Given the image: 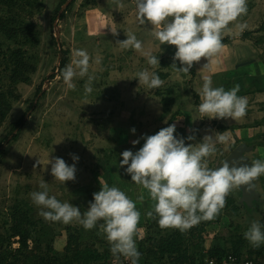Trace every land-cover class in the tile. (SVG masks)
<instances>
[{
	"label": "rangeland",
	"instance_id": "rangeland-1",
	"mask_svg": "<svg viewBox=\"0 0 264 264\" xmlns=\"http://www.w3.org/2000/svg\"><path fill=\"white\" fill-rule=\"evenodd\" d=\"M71 2L39 0L33 15L22 13L17 5L11 11L4 7L0 12V15L18 13L19 17L14 24L6 22V28L16 29L17 38L0 31V55L20 52L21 58L14 60L25 63L17 67L9 58H0V95L5 97L7 108L4 115L0 112V145H3L0 254L18 249L20 238L16 236V229L28 228L31 234L40 236L42 252L50 244L55 252L64 256L69 241L77 238L83 246L93 244L95 250L108 256L106 261L91 264L117 260L98 228L85 230L75 222H48L31 201L30 194L41 191L39 185L44 181L50 196L72 203L83 212L93 201V193L100 190L101 182L124 191L141 213L135 237L141 253L138 264H170L168 256L163 261L149 258L148 249L157 244L158 236L159 239L172 236L179 230L161 229L154 220L146 218L145 213L151 210L153 202L147 190L131 181L125 171L127 166L119 167L121 153L125 150L135 153L144 140L140 139L135 146L133 140L154 135L175 124L177 138L195 136L194 141L186 139V144L201 142L205 135L214 133L227 137L226 142L216 145L217 152L208 158L209 167H219L241 144L252 148L245 153L250 163L264 160V0H247V14L231 22L222 34V39L230 36L232 42L224 45L209 61L201 58L196 62L195 76L177 73L171 67L175 46L159 45L151 34L152 26L139 24L134 0H120L119 6L114 0H75L68 9ZM21 15L26 24L20 23ZM54 17H57L55 21ZM112 30H117L118 35L114 36ZM126 33L135 34L142 42L140 51L124 49L117 43L127 38ZM77 49L89 54V71L81 78L77 70L72 81L75 88L71 89L61 76V52L67 53L69 65L76 59L74 50ZM148 54L158 56L160 65H148ZM176 64L180 67L179 61ZM145 69L156 72L164 84L156 89L139 85L136 73ZM88 76L94 78L92 92L85 95ZM205 77L211 78L213 87L222 86L225 90L239 84L238 95L248 101L246 115L235 121L200 119L196 110L200 96L196 100L194 93H199ZM39 87L44 95L43 92L36 95ZM32 101L34 107L29 109ZM24 114H27L25 126L20 133H14L19 134L18 139L12 135L7 140L11 124ZM220 126L238 129L223 133ZM133 128L135 133L131 131ZM70 154L79 157L75 162V180L63 185L54 180L47 162L59 157L72 165ZM38 160L40 165L34 168ZM255 185L259 199L254 202H260L259 208L255 209L254 202L242 201L240 188L233 190L217 218L203 221L206 222L203 248H192L191 253L197 257L207 256L212 248L230 250L236 243L242 249V260H247L250 252L254 258L262 253L260 262L264 264V245L253 248L243 236L252 220L264 224V175ZM141 195L143 201L138 199ZM247 206L253 212H248ZM234 208H240L237 214L233 213ZM69 254L72 255L70 251ZM13 260L12 257L9 262L14 263Z\"/></svg>",
	"mask_w": 264,
	"mask_h": 264
},
{
	"label": "clouds",
	"instance_id": "clouds-1",
	"mask_svg": "<svg viewBox=\"0 0 264 264\" xmlns=\"http://www.w3.org/2000/svg\"><path fill=\"white\" fill-rule=\"evenodd\" d=\"M119 6L120 0H114ZM136 20L140 25L150 24L151 34L159 45L175 46L171 67L177 73H190L194 63L201 58L209 61L223 48L222 34L231 22L246 15L247 0H134ZM241 28L244 25H240ZM118 35L117 30H112ZM126 39L117 43L124 49L140 51L142 42L135 34L126 33ZM74 59L67 65L61 76L67 86L75 88L73 78H83L88 74L90 56L83 49L74 50ZM179 61L180 67L176 62ZM148 65L159 64L158 56L148 54ZM206 66V64H205ZM140 84L149 89H156L164 81L156 72L147 69L136 73ZM93 77L88 76L85 95L92 92ZM240 85L229 90L213 87L210 77H205L198 95L197 107L200 119L238 120L246 115L248 101L238 95ZM167 122V121H165ZM135 133V128L131 129ZM175 124L160 129L154 135H143L133 140L135 146L144 140V144L133 153L125 150L121 153L119 167L125 168L131 181L147 190L153 202L146 218L154 220L161 229H178L185 233L203 221L217 218L226 205L227 196L241 186L249 190L255 188L253 183L264 175V160L257 159L251 166L233 161L232 166L226 161L220 167H209L208 158L217 152L216 145L224 143L227 137L221 133L205 135L201 142L194 141L195 136L186 138L174 135ZM72 155L74 163L68 165L62 158L49 159L50 173L54 180L65 184L75 180V162L79 157ZM240 164L241 166H236ZM40 165V161L34 168ZM98 192L93 193V201L87 210L81 211L69 202H61L50 196L48 185L41 181V191L30 194L32 203L40 210L39 214L48 222L63 224L76 223L85 230L98 228L110 246V252L117 260L123 256L130 264H138L141 253L138 251L135 237L138 231L141 213L136 203L118 187L101 183ZM143 201L144 196L138 197ZM244 239L253 248L264 245V224L252 220L243 233Z\"/></svg>",
	"mask_w": 264,
	"mask_h": 264
},
{
	"label": "trees",
	"instance_id": "trees-1",
	"mask_svg": "<svg viewBox=\"0 0 264 264\" xmlns=\"http://www.w3.org/2000/svg\"><path fill=\"white\" fill-rule=\"evenodd\" d=\"M69 0H62L63 4H66ZM75 0H72L71 4L68 6L71 7ZM39 0H0V12L4 11V7H8L7 10L11 11L12 8L17 5L18 9L22 11V13H30L33 15L34 9L37 7ZM16 15V16H15ZM57 17L53 18V21L56 20ZM9 21L10 23L14 24L19 21L18 13L12 15H0V31H4L7 34L15 35L17 38V34L15 32L16 29L6 28V22ZM28 21V20H27ZM21 24H26V20L22 18L20 19ZM5 27V28H4ZM22 29V27H19ZM264 29V25L262 27ZM30 38L27 37V41ZM232 42L230 36L222 39V44L227 45ZM61 60H60V72L68 65V58L67 53L61 52ZM0 58H9L11 62L14 61L17 67L21 65H25L23 60L15 61L14 58H21L20 52L12 51L8 55H4ZM190 75H196L195 63L190 70ZM55 76H52L54 79ZM43 92L42 87H39L37 90V96H39ZM44 95V92H43ZM194 97L198 100L199 95L194 93ZM34 107V101L31 102L30 108ZM6 103L5 97L0 95V112L4 115L6 113ZM26 117L27 114L23 115L17 122L11 124V129L9 131V135L7 140L14 135V133H20L23 127L26 124ZM221 132H226L228 130H236L237 127H228V126H220L219 127ZM15 140L18 139L19 134L13 136ZM3 145H0V154L2 153ZM241 194V191L239 190ZM260 205L259 201L254 202L255 209H258ZM246 206V205H245ZM227 207H232L230 204H227ZM248 208V212H253L251 208ZM240 208H234L233 213L237 214ZM205 224L206 222H201L196 226H193L190 230L185 233H181L180 231H175L173 235L168 237H160L158 236L157 244H153L148 249V256L149 258H153L155 260L163 261L167 256L170 258V264H203L206 259L212 258L219 262H222L225 259H228L230 256L236 257L238 260H242V249L240 248L239 244L233 243V246L230 250H224L219 247L212 248L209 255H201L199 257L196 254L191 253L190 249L197 248L202 249L203 244L205 241L204 231H205ZM158 226V224L156 223ZM31 226V225H28ZM157 235V234H156ZM16 236L20 238V247L18 249L12 250L11 252H5L4 254H0V264H18L23 263L27 264L30 260L31 264H91L92 262L100 261V260H108V256L106 254H100L97 250L94 249V245L87 243L83 246L79 243V239L74 238L71 239L67 245V251L64 256L59 255L56 250L50 245H47L46 251L42 252L41 250V243H40V236L31 234V230L28 228H17L16 229ZM32 243V246H30ZM83 246V247H81ZM69 251L72 253L69 254ZM7 253V254H6ZM263 254L260 253L259 257L254 258L253 254L250 252L249 257L247 260H253L255 262H260V257ZM14 258V263H10V258ZM243 261V260H242ZM124 262L126 264H130V262H125V258L121 257L119 260H113L112 262H108L105 264H120Z\"/></svg>",
	"mask_w": 264,
	"mask_h": 264
},
{
	"label": "water",
	"instance_id": "water-1",
	"mask_svg": "<svg viewBox=\"0 0 264 264\" xmlns=\"http://www.w3.org/2000/svg\"><path fill=\"white\" fill-rule=\"evenodd\" d=\"M252 150L251 147H249L246 144H241L236 147V149L224 160L227 163H229L230 166H232L233 161H240L241 157H244V160L241 161V164H247L248 166H251V163L247 157H245V153H248ZM223 161V162H224ZM222 166V165H220ZM219 166V167H220ZM236 166H241L240 164H237ZM256 180L253 182L255 184ZM242 193V201L246 202L248 204H251L255 200L259 199V194L255 188L252 190H249L246 186H241L240 188Z\"/></svg>",
	"mask_w": 264,
	"mask_h": 264
},
{
	"label": "built area",
	"instance_id": "built-area-1",
	"mask_svg": "<svg viewBox=\"0 0 264 264\" xmlns=\"http://www.w3.org/2000/svg\"><path fill=\"white\" fill-rule=\"evenodd\" d=\"M127 262V261H125ZM120 264H126L124 262H121ZM203 264H262L261 262H255L253 260H238L236 257L230 256L228 259L223 260L222 262H219L215 259L208 258Z\"/></svg>",
	"mask_w": 264,
	"mask_h": 264
}]
</instances>
